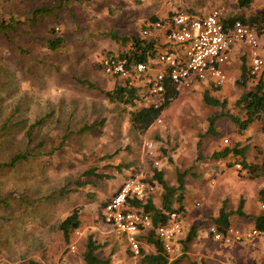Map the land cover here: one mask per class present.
Listing matches in <instances>:
<instances>
[{"label":"rangeland","instance_id":"374dc122","mask_svg":"<svg viewBox=\"0 0 264 264\" xmlns=\"http://www.w3.org/2000/svg\"><path fill=\"white\" fill-rule=\"evenodd\" d=\"M188 1L199 15L213 8L209 0H183ZM231 1L227 0L228 4ZM173 2L67 0L61 6L66 20L55 32L67 38L59 54L57 50L51 56L47 55L44 38L38 32L33 36V44L7 42L8 51L14 56L22 54L26 59L22 64L24 73H20L22 69L17 68L14 59L2 70L6 82L0 87V124L7 120L8 127L0 131V264H84V243L90 233L100 243L97 253L109 256L110 264H142L140 256L130 253L126 235L102 220L100 199H106L115 191L124 178L122 174L127 176L120 172L119 166L130 161L142 162L145 158L142 159L140 148L141 138L145 136L159 139L164 147L162 155L168 157V162L161 159V163H168L164 168L166 181L175 182L177 172L186 170L188 191L192 195L182 222L186 231L184 236L192 224L197 225L196 235L190 241L178 242L174 252L168 255L169 259H177V264H264V238L261 235L225 245L211 233L212 219L222 202L226 209H234L242 197L243 209L249 215L264 211V205L258 200V187L264 186V137L254 139L249 152L252 162L259 165L255 177L249 178L245 172L235 175L236 165L223 174L207 172L208 161L212 159L209 147L216 140V135L207 132L210 116H216L214 126L219 130L223 145L230 144L233 137L229 138V131L234 127L239 133L237 125L223 112L238 111L234 101L243 88L236 85L235 79L241 59L230 67L219 88L200 85L180 89L178 96L162 110V120L152 124L144 134L130 130L127 118L110 114L98 90L75 80L79 76L103 85L107 76L94 63L106 49L127 46L117 45L118 41L108 33L149 37L151 35L140 31L151 10L161 16L164 9L174 6L176 2ZM153 5L159 9H148ZM4 10L0 2V12ZM23 36L27 39L26 31ZM19 79H24L22 84ZM251 84L248 81L247 85ZM206 87H210L211 95L225 99V106L204 102L202 96ZM46 114L48 116L32 129V141L28 146L35 148L29 152V158L12 168L4 165L13 153L26 149L28 125ZM103 114L107 120L97 129L79 134L72 132L63 137L65 123L74 117H80L78 120L82 123ZM222 135L228 136V142ZM38 139L45 141L44 146L38 147ZM104 152H112V164H105L107 159L101 156ZM96 166L105 167L112 177L97 179L82 174L84 169ZM216 183L222 185L220 194H208L207 189ZM87 192L93 195L87 198L83 194ZM152 194L156 196L155 192ZM5 198L9 201L8 208L1 202ZM21 200H25L24 203ZM155 202L160 204L159 199L155 198ZM77 205L83 206L82 232H72L70 242L66 244L57 224ZM248 216L234 213L232 225L252 227V218ZM71 242L75 243L74 250L69 247Z\"/></svg>","mask_w":264,"mask_h":264},{"label":"trees","instance_id":"16d2710c","mask_svg":"<svg viewBox=\"0 0 264 264\" xmlns=\"http://www.w3.org/2000/svg\"><path fill=\"white\" fill-rule=\"evenodd\" d=\"M32 0L31 3L29 0H0L2 8L4 11L0 12V87L6 82V78L2 77L3 68L9 63V60H13L16 62L17 68H20V73H24L23 71V63L26 57L22 54H17L14 56L10 51H8L7 42L14 41L17 43L32 42L33 44V36L35 32L39 33V36L44 38V47L47 50V55L51 56L52 53L57 52L58 54L60 49L63 50L65 47L64 44L67 42V38L63 34L56 35V31L62 26L65 22L66 18L64 17L65 13H63L61 6L67 0ZM253 0H237V5L240 8H247L251 5ZM171 15L172 13L169 12ZM151 19L149 20H157L160 19L157 15L152 14L149 16ZM240 19L241 21L248 23L250 25H254L259 30V35L264 33V9H261L256 12L251 13H236V14H224L223 20L227 22H231L233 19ZM164 19V18H163ZM161 19V20H163ZM146 25H144V28ZM152 29V28H151ZM25 31L28 34L27 39L25 36ZM152 29L151 33L146 35H151L149 37L142 36L139 34H131V35H122L117 36L115 32L110 31L108 34L112 39L117 40V45L127 46L118 48H108L105 51V54H101V57L98 58L97 62L94 64L99 68L104 75L107 76V80L103 85L96 84L89 79H83L79 76H76L75 80L79 82H86L89 87L98 90L105 100V104L107 103V110L110 114H116L119 118H127L126 121L130 130H135L140 134L146 133L149 127L157 122L156 118L161 116L162 110L170 104L172 100H174L182 88H175V86L168 80H165L166 91L163 95L162 99L159 100L158 105L150 104L147 101V93H146V84L149 83L150 79L147 75V78L143 73H138L134 67L137 61H144L149 65H155L157 61L158 52L166 47V43L162 40V35L156 33V31ZM140 33H142L140 31ZM26 39V40H25ZM37 39V38H36ZM20 48V47H19ZM24 52V51H22ZM11 53V54H9ZM105 56H115L119 59L125 60V65L130 71V75L122 76L116 73L106 72L102 66L101 59ZM7 57V58H5ZM78 58V57H76ZM33 61H42L45 60L33 59ZM32 70V68H31ZM142 79H148L147 82H141ZM24 79H19L20 84ZM248 81H251V85H247ZM236 85L243 88L241 94L235 99L234 106L237 108L236 113H231L230 111H222L223 114H226L228 118H230L236 125L239 132H242L251 122L257 120H264V69L260 73L252 74L250 72V65L246 62V59H242L240 63V72L235 79ZM214 88H219L220 84H210ZM204 102L210 105H220L225 106V99H219L216 96L210 94V87H206L203 96ZM111 105H109V104ZM48 116V114L41 116L30 123L26 129L25 136L27 139V147L23 151H18L13 153L8 160L3 162L4 165L12 168L20 161H26L31 151L34 148H30L28 145L32 141V129L40 124L43 119ZM216 116H210L209 125L207 127V132L212 135H217L219 130L214 126V120ZM73 118V117H72ZM78 118H73L70 122L65 123V131L64 138L72 132L75 134L84 133L93 131L97 129L100 124H103L107 117L105 114L101 115L100 118L93 119L92 121L80 122ZM160 120L161 117H160ZM8 127L7 120L1 121L0 131L3 128ZM70 131V132H69ZM150 137V136H149ZM152 138L158 147L160 153V159L164 157L162 155V150L164 147L161 145V141L157 138ZM141 138V151H142V162H126L123 166H119L121 173H127L135 167V165H140L143 169L147 171L146 179L154 186L156 184H160L162 187V198L161 203L158 205L155 202V199L152 197V193L148 194L145 198L132 197L130 199V204L133 207L141 209L142 211L149 214L152 225L150 227L142 229L141 232L137 233V238L140 241V250L137 254L140 256V261L142 264H177V259H169V254L165 252L163 248V244L161 239L155 233L154 227L158 225V223L165 222L167 220V216L171 211H176L183 215L185 213V203H184V194H185V174L186 170L178 171L176 176V182L170 184L166 181L165 175V165H156L154 164V160L151 156L144 154L142 148V140ZM38 147L44 146L45 141L43 139H38L36 142ZM61 148L62 142L58 143ZM36 147V148H38ZM246 146L239 147L236 143L232 146L224 145L219 150H214L211 153L212 158H220L225 157L228 154H239L241 158L237 161L242 168L247 169L248 176L253 178L257 175V170L259 165L256 162H249L243 156ZM118 151V150H117ZM116 151V152H117ZM30 152V153H29ZM113 152V151H112ZM112 152H104L102 153V157L107 159L105 164H112L110 159L113 158ZM115 152V153H116ZM231 164V163H230ZM110 166V165H109ZM107 166V168H109ZM117 166V165H116ZM96 166L84 169L82 171L83 175L94 176L97 179L110 178L112 175L108 173V170H104L105 167ZM120 173V174H121ZM125 177L124 174L121 175ZM83 183V182H82ZM80 184V182H79ZM81 185V184H80ZM83 185V184H82ZM119 187V186H118ZM115 189L113 193H115L118 189ZM112 193V194H113ZM88 197L93 194L83 193ZM111 194V195H112ZM110 195V196H111ZM109 197L106 199H100L101 212L105 203L109 200ZM14 198V197H12ZM8 198L2 200V204L6 206L8 205ZM258 200L264 205V186L260 187L258 190ZM23 203L24 201L21 200ZM198 203V202H197ZM82 205H77L72 208V210L66 214L57 224V228L60 231L62 239L64 243L70 242L71 233L79 230L82 226ZM100 212V216H101ZM237 213L241 216H248V213L243 211V198L240 197L239 202L234 209H226L224 202H222L221 206L218 209L217 215L212 219L213 227L215 231L225 232L229 225H232V214ZM252 216V221L257 230L260 231V235L264 238V211L258 214L249 215ZM102 218V217H101ZM197 225L192 224L187 231L186 235L183 238L179 239V242H187L194 238L196 235ZM124 234V233H122ZM127 241V239H126ZM221 242V241H220ZM128 243V242H127ZM235 243V242H234ZM147 244H153L154 250L148 251L146 249ZM224 244V243H223ZM227 245V244H225ZM85 249L83 252V261L84 264H110L109 256H100L97 253V249L100 246V243L93 239L92 234H88L86 236V240L84 243ZM128 249L131 254L135 255L129 248Z\"/></svg>","mask_w":264,"mask_h":264},{"label":"built area","instance_id":"2783aa9c","mask_svg":"<svg viewBox=\"0 0 264 264\" xmlns=\"http://www.w3.org/2000/svg\"><path fill=\"white\" fill-rule=\"evenodd\" d=\"M224 14L221 7H213L204 15L189 10H173L172 14H168L163 20L147 21L142 34H149L154 29L162 35L163 42L167 45L158 52L155 65L144 61L135 63L134 69L138 73H143L146 78L149 76L146 93L150 104L158 105L162 99L166 91V79L177 89L221 84L227 76L226 65L230 59V49L237 41L245 43L248 47L250 72L256 74L264 69L258 28L238 18L231 22L224 21ZM101 63L106 72L130 75L124 59L105 56L102 57ZM147 80L142 79L139 83ZM156 121L159 122L160 117H157ZM142 148L144 154L153 158L154 164H161L157 144L152 138H144ZM235 165L241 168L239 163ZM146 175L147 171L140 165L131 169L101 212L105 223L126 235L127 244L135 255L140 250L137 233L152 225L148 213L130 204L132 197L145 198L154 191L155 186L146 179ZM183 219V215L171 211L165 222L154 227L168 254L174 252L175 245L184 232ZM211 233L216 240L224 244L241 242L260 235V231L255 227L243 228L235 225H229L225 232L215 231L214 227H211ZM69 247L74 250L75 243L71 242Z\"/></svg>","mask_w":264,"mask_h":264},{"label":"crops","instance_id":"0c3cea01","mask_svg":"<svg viewBox=\"0 0 264 264\" xmlns=\"http://www.w3.org/2000/svg\"><path fill=\"white\" fill-rule=\"evenodd\" d=\"M209 1H211V3L213 4L212 5L213 7H221L224 10L225 14H236V13L238 14L240 12H242V13L244 12L246 14V13H251V12L253 13V12L259 11L261 9H264V0H253L251 2V5L249 7H247V8H244V9L240 8L237 5V0H232L230 4H228L227 0H209ZM174 2H176V3H174ZM174 2H173L174 6L172 5L173 7L164 9L165 12H163V14L161 16H158V15L157 16L160 19H163L168 14H170L169 12L172 13L173 10H183V8H181L182 6H188L190 8H185L186 10H189L191 12H195L193 10V8L191 7V5H193V4L189 3L190 1H188L189 4L183 2V0H180V1L179 0H177V1L174 0ZM204 2H203V4H204ZM157 7L158 6L153 5V6H151L148 9H152V8L159 9ZM210 9H212V8H210ZM156 13H157L156 10L155 11L151 10V15L152 14L156 15ZM147 19L149 21V19H151V18L148 17ZM162 40H164L163 37H162ZM259 49H260V52H261L262 56L264 57V33L261 34L260 37H259ZM243 58L246 59V62L249 64V56H248V47H247V45L245 43L241 42V41H237L230 49V59H229V62L227 63V65H226V75L228 74V71H229L230 67L236 62V60H238V59L242 60ZM241 60H238V64L241 63ZM239 72H240V66H239ZM153 124H156V123L154 122ZM258 129H260V130L258 131ZM229 132H231L229 138H231V136L233 138L230 139L231 142L228 145L232 146V145L237 143L239 145V147L246 146V149L243 152L244 153L243 156L246 158L247 161L252 162L251 157L249 155L250 148H251V146L253 144L252 141L254 139H259L261 137H264V121L263 120L262 121L255 120V121L251 122L242 132H239V133L236 132V128L235 127L232 129V131H229ZM222 136H225L224 140H225V142H228V140H229L228 136H226V135H222ZM146 137H149V136H145L144 138H146ZM215 139H214L215 140L214 143L212 145H210V147H209L211 149L210 153H212L214 150H219V149H221L224 146L220 142L219 134H217L215 136ZM167 158L168 157H165V155H164V157L162 159H164V162L165 161L168 162ZM240 158H241V156L239 154L234 155V154H231V153L228 154L225 157H220V158H217V159L216 158H212L211 160L208 161L209 164L207 166V172L208 173L214 172V173L223 174L224 171H226L228 168H234L235 164L238 163L237 161H239ZM231 160H232V162H231ZM162 165H165V167H167L168 163H164ZM241 168L236 169V167H235V169H233L234 170V174L235 175L238 174V173L243 174L245 172V174H247V177H249L248 173H246L247 169L246 168H242L241 169ZM175 182H176V180H175ZM172 183H174V182H170V184H172ZM216 184H213V185H216V186H212V188H208L207 189V193L208 194L209 193L210 194H213V193L214 194L215 193H219L220 194L219 190H221L222 185H220L218 183H216ZM260 187H262V186L260 185L258 188H260ZM188 188H189L188 187V180H187V178H185V194H184L185 195L184 196L185 208L187 207V205L190 206L191 205V201H192V195L189 193ZM153 192L156 193V196L154 194H152L153 199H155V198L159 199V201L161 203V198H162V187H161V185L160 184H156ZM243 211L247 213V211H245V209H243ZM258 213H261V211L254 212V214H258ZM233 215L234 214H232L231 216L233 217ZM250 223H252V225H254L253 221H251ZM91 226L92 227H96L95 225H91ZM80 227H82V226H80ZM77 232H79L81 234V232H82L81 228ZM184 232H186V231H184ZM184 232L182 234L183 236H184ZM145 246H146V249L148 251L154 250L153 244H147Z\"/></svg>","mask_w":264,"mask_h":264}]
</instances>
